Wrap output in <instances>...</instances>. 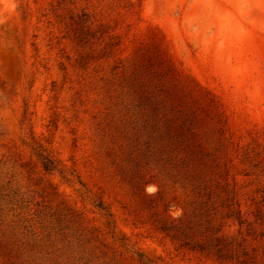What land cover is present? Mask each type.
<instances>
[{"label":"rangeland","instance_id":"rangeland-1","mask_svg":"<svg viewBox=\"0 0 264 264\" xmlns=\"http://www.w3.org/2000/svg\"><path fill=\"white\" fill-rule=\"evenodd\" d=\"M0 264H264V0H0Z\"/></svg>","mask_w":264,"mask_h":264},{"label":"trees","instance_id":"trees-1","mask_svg":"<svg viewBox=\"0 0 264 264\" xmlns=\"http://www.w3.org/2000/svg\"><path fill=\"white\" fill-rule=\"evenodd\" d=\"M43 147L40 146L39 151L42 157V163L46 171H52L55 168L54 159L47 153H44ZM239 212V211H238Z\"/></svg>","mask_w":264,"mask_h":264}]
</instances>
